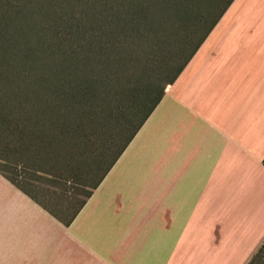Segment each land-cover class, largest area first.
Returning <instances> with one entry per match:
<instances>
[{"label":"crops","instance_id":"crops-1","mask_svg":"<svg viewBox=\"0 0 264 264\" xmlns=\"http://www.w3.org/2000/svg\"><path fill=\"white\" fill-rule=\"evenodd\" d=\"M38 203L0 175V264L248 262L264 241V0L231 1L68 226Z\"/></svg>","mask_w":264,"mask_h":264},{"label":"trees","instance_id":"trees-1","mask_svg":"<svg viewBox=\"0 0 264 264\" xmlns=\"http://www.w3.org/2000/svg\"><path fill=\"white\" fill-rule=\"evenodd\" d=\"M195 1L0 0V175L36 203L26 190L36 175L80 186L79 173L58 167L63 155L80 148L86 125L118 118L116 133L127 135L73 211L60 207V217L38 203L68 226L232 0H201L198 15ZM190 15L198 26L187 34L192 45L176 49L186 52L173 74H164L169 60L161 74L134 78L137 52L164 44L163 27ZM263 249L264 241L246 264H264Z\"/></svg>","mask_w":264,"mask_h":264},{"label":"rangeland","instance_id":"rangeland-1","mask_svg":"<svg viewBox=\"0 0 264 264\" xmlns=\"http://www.w3.org/2000/svg\"><path fill=\"white\" fill-rule=\"evenodd\" d=\"M194 7V12L201 13L203 11L201 6V0H196ZM192 15L188 17L186 21H180L173 23L174 29H168V25L163 27L161 31L164 33L165 40L164 44L157 43L156 46L146 47L145 49L141 48L137 52V62L135 68L132 70L133 77L139 78L142 80L141 72H145V75L148 77H153L157 73L161 74L169 62L172 60L171 64L167 67V70L164 72L166 76L173 74L176 67L180 64L185 56V50L182 52H176V49L183 42L188 45H192V41L186 40L188 32L194 30L198 24L194 21H191ZM203 26V25H200ZM199 26V27H200ZM198 27V28H199ZM197 28V29H198ZM181 48H184L181 46ZM161 76V75H159ZM132 77V80L134 79ZM145 81V80H143ZM131 97L127 96L122 97L120 101V108L126 110V108L131 104ZM116 117H111V120L99 121L96 124L90 123L86 125L85 131H82V145L80 148L73 153V155H67L63 153L65 157L60 161V165L63 169H67L68 173L77 172L79 173V180L81 182L80 186L66 184L61 185L59 183L57 187L52 185L51 179L48 176L39 174L41 179H38V183H34L35 188L29 189L32 195L37 199L43 206H45L50 211L54 212L60 217H64V214L59 212L60 207H66L68 213L73 211V209L81 202L90 190L91 185L97 180V178L102 173L104 167L109 163L112 156L115 153V150L123 142L126 134L116 133L118 128L116 122L119 120ZM135 124V123H134ZM116 134H118L116 136ZM100 162L97 163L96 160ZM57 167V168H58ZM24 171L20 170V175ZM70 175V174H69ZM67 175V176H69ZM70 177V176H69ZM68 197H71L73 200L67 204ZM262 257L264 258V249L262 251ZM223 264H238V261H225ZM247 262H244L246 264Z\"/></svg>","mask_w":264,"mask_h":264}]
</instances>
